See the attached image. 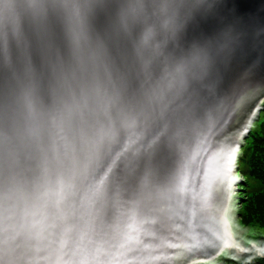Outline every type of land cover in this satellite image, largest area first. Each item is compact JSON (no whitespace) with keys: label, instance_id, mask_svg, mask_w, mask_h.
<instances>
[{"label":"water","instance_id":"95a60500","mask_svg":"<svg viewBox=\"0 0 264 264\" xmlns=\"http://www.w3.org/2000/svg\"><path fill=\"white\" fill-rule=\"evenodd\" d=\"M256 83L264 0H0V264L237 249L219 145Z\"/></svg>","mask_w":264,"mask_h":264},{"label":"trees","instance_id":"16d2710c","mask_svg":"<svg viewBox=\"0 0 264 264\" xmlns=\"http://www.w3.org/2000/svg\"><path fill=\"white\" fill-rule=\"evenodd\" d=\"M258 84L252 85L243 92L239 101V106L242 108L239 120L228 128L219 145V154L223 159L218 171L222 200L227 201V209H230L231 197L226 199L229 186L227 155L229 151H233L237 174L245 179V182L241 184L244 194L241 197L235 196L234 204L239 222L247 228L264 227V98L260 103L258 100L264 96V85ZM254 107L256 109L251 116L253 121L237 142L236 138L242 132L243 124ZM233 177L234 175L232 179ZM257 246V248L244 246V251L241 253L235 251L233 247L224 249L214 259L196 264H264V242Z\"/></svg>","mask_w":264,"mask_h":264},{"label":"rangeland","instance_id":"374dc122","mask_svg":"<svg viewBox=\"0 0 264 264\" xmlns=\"http://www.w3.org/2000/svg\"><path fill=\"white\" fill-rule=\"evenodd\" d=\"M262 99L263 97L259 100V103L262 101ZM255 109L256 108H254V110L250 114L244 129L242 130L240 136L237 139V142L242 138L241 135L243 134L247 126L252 123L253 119L251 116L254 113ZM235 165H236L235 154L232 151L231 159L229 163V180H228L229 186H228V195H227V199H230L231 197V207L230 209H227L228 204L225 205L226 206L225 214L227 216L228 221L230 222L234 243L237 245L236 246L237 249H235V247L232 245L228 247L230 248L233 247L235 251L237 250L239 253H241V251H243L244 249V246H246V248H249L250 246H254L257 248L258 247L257 245H260L262 242H264V227L254 226L252 228H247L239 222L236 205L234 204V197L235 196L241 197L244 194L242 190L243 188H241V184L245 182V179L242 175L237 174V169ZM232 175H234L233 179H232ZM222 256H227V255H222Z\"/></svg>","mask_w":264,"mask_h":264},{"label":"bare ground","instance_id":"6f19581e","mask_svg":"<svg viewBox=\"0 0 264 264\" xmlns=\"http://www.w3.org/2000/svg\"><path fill=\"white\" fill-rule=\"evenodd\" d=\"M231 241H232V240L230 239V237H228V240H227V243H226V244H227V247H226V248H230V247H228V246L232 245Z\"/></svg>","mask_w":264,"mask_h":264},{"label":"clouds","instance_id":"9594fccd","mask_svg":"<svg viewBox=\"0 0 264 264\" xmlns=\"http://www.w3.org/2000/svg\"><path fill=\"white\" fill-rule=\"evenodd\" d=\"M227 217V216H226ZM230 223V222H229ZM243 251H244V249H243ZM212 259H214V258H212ZM209 260H211V259H209ZM203 261H207V260H200V261H195V262H193L192 264H196V263H198V262H203Z\"/></svg>","mask_w":264,"mask_h":264}]
</instances>
